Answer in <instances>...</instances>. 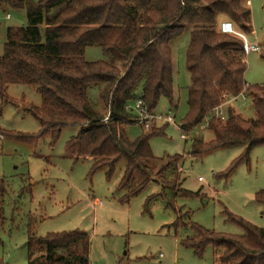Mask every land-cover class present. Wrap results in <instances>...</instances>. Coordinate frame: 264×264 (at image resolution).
<instances>
[{"label":"trees","instance_id":"16d2710c","mask_svg":"<svg viewBox=\"0 0 264 264\" xmlns=\"http://www.w3.org/2000/svg\"><path fill=\"white\" fill-rule=\"evenodd\" d=\"M8 9L25 10L27 26L6 31L0 56V113L11 86L33 87L41 96V106L29 107L28 113L41 130L37 136L11 132L4 136L35 145L49 135L55 145L63 129L80 126V133L67 142L66 153L76 162L90 161L91 176L106 170L109 181L124 161L117 188L124 193L122 202L141 194L155 176L163 181V191L148 202L164 197L169 189L179 190V166L187 157L202 159L210 152L246 146L227 171L229 177L241 162H250L255 148L264 145V85L247 84L244 42L237 34L222 33L218 25L221 18L232 23L238 34L252 35V14L245 0H0V10ZM187 30L191 31L186 54L191 84L180 131L187 142L204 127L214 139L193 138L189 154L164 160L156 158L151 148V140L164 134L156 123L148 130L142 126L136 140L128 138L126 127L140 125L129 104L141 102L154 115L166 99L177 110L171 44ZM90 47L101 48L109 59L88 62ZM260 53L264 59V47ZM93 85L103 87L100 97L106 113L88 102L87 90ZM242 95L251 99L255 119L242 118L232 107L226 109L225 120L216 117L226 101ZM137 174L142 176L139 184ZM255 199L264 204V190ZM167 207L178 215L175 229L192 231L182 245L197 258L212 247L220 251L221 264H264V229L226 212L245 235L216 233L186 224L175 203ZM36 241L46 254L29 264H90L91 238L84 232L50 233Z\"/></svg>","mask_w":264,"mask_h":264},{"label":"rangeland","instance_id":"374dc122","mask_svg":"<svg viewBox=\"0 0 264 264\" xmlns=\"http://www.w3.org/2000/svg\"><path fill=\"white\" fill-rule=\"evenodd\" d=\"M245 3L252 14L253 33L239 35L249 44L264 47V0H245ZM25 26V10H0V56L7 29ZM190 40L191 31L187 30L171 44L174 98L178 107L175 110L168 100L162 99L154 113L174 118V124L156 123L157 128H164L163 135L151 140L156 158L166 160L189 154L193 138L206 142L214 139L213 132L204 127L194 131L187 142L180 131L188 113L187 88L191 79L186 54ZM108 59L99 47L86 50L88 62ZM246 61L247 84L264 85L262 53L251 52L246 55ZM102 90L101 85L90 86L87 99L97 111L106 113L100 97ZM7 98L0 113V264H29L31 260H40L46 251L40 249L37 239L50 233L72 231L90 236V264H221L218 249L208 247L200 259L182 245L192 231L189 227H173L178 215L167 207L170 202L186 217V224L193 223L216 233L245 235L243 228L229 220L226 212L264 229V204L255 199L264 190V145L255 148L250 162H241L229 177L225 176L227 171L243 156L246 146L210 152L202 159L187 157L179 166V190L169 189L164 197L148 202L150 197L163 191V181H156L155 176L141 194L122 202L124 193L117 188L125 169L124 161L118 163L110 181L106 170L91 176L90 161L76 162L66 153L67 142L80 133V126L63 129L55 145L49 135L35 145L5 137L4 132L37 136L41 130L39 122L28 113L29 107L41 106L37 89L11 86ZM234 107L244 119L256 118L250 98L241 96ZM129 109L136 115L137 102L130 103ZM142 131V126L137 124L126 127L131 141ZM170 174L165 175L168 181ZM199 178L203 181L199 182ZM135 179L139 184L142 176L137 174Z\"/></svg>","mask_w":264,"mask_h":264},{"label":"built area","instance_id":"2783aa9c","mask_svg":"<svg viewBox=\"0 0 264 264\" xmlns=\"http://www.w3.org/2000/svg\"><path fill=\"white\" fill-rule=\"evenodd\" d=\"M9 17L10 16H8V18ZM220 28H221L222 33L239 35L238 33H236L234 31V27L231 23H224L223 27L221 26ZM239 36L242 38V40L244 42V50H245L246 54H249L251 52H260L261 51V47L259 45L249 44L248 42L244 41V37L242 35H239ZM232 100H235V99H232ZM230 101H226L225 105H227ZM224 106H222L221 108H219L216 111V117L221 118V120H225V116H224V113L222 111V108ZM137 115L139 117V124L141 126H143L146 130L150 129V126L153 123H157L158 121H165L166 123L174 124V118L169 116V115H167L166 117H163L161 115L157 116L155 114L154 115L149 114L145 109H143L141 107V102L137 103ZM183 138H186V137L184 136ZM202 181L203 180L201 178H199V182H202Z\"/></svg>","mask_w":264,"mask_h":264},{"label":"crops","instance_id":"0c3cea01","mask_svg":"<svg viewBox=\"0 0 264 264\" xmlns=\"http://www.w3.org/2000/svg\"><path fill=\"white\" fill-rule=\"evenodd\" d=\"M221 23H230V22H227V21H224L223 19H221V18H219L218 19V25H219V27H220V24ZM232 24V23H231ZM220 30H221V28H220ZM257 45H259V44H257ZM260 47H261V45H259ZM173 53V52H172ZM240 98V97H239ZM239 98H237V99H235V100H231L227 105H225L223 108H222V111H223V113H225L224 112V110H226L228 107H232L233 109H235L236 111H237V109L234 107V103H236L237 102V100L239 99ZM176 102V101H175ZM177 103V102H176ZM237 113L242 117V115L237 111ZM243 118V117H242ZM247 120V119H246Z\"/></svg>","mask_w":264,"mask_h":264}]
</instances>
